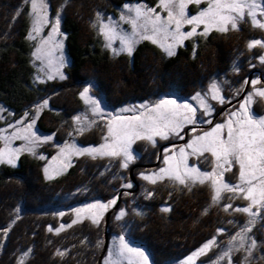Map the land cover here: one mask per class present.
I'll return each mask as SVG.
<instances>
[{
	"label": "trees",
	"instance_id": "trees-1",
	"mask_svg": "<svg viewBox=\"0 0 264 264\" xmlns=\"http://www.w3.org/2000/svg\"><path fill=\"white\" fill-rule=\"evenodd\" d=\"M65 1L68 3L61 26L69 58L66 78L41 84L31 79L27 2L0 0V102L19 113L39 96H46L48 107L35 120L36 126L42 132H51L58 142L72 129L71 117L81 106L80 83L93 82L102 101L111 107L170 93L187 96L214 75L222 76L232 87L247 77V42L253 37L264 39L260 28L240 22L239 30H212L207 36L185 40L173 56L148 40L137 43L131 56H113L103 46L95 27L88 24L93 8L114 13L123 2L142 1L153 6L157 0ZM103 133L102 126H94L77 134L76 141L96 144ZM52 149L42 146L40 151L50 155ZM135 150L139 157L134 166L130 164L132 169L130 165L122 168L118 159L109 162V158L79 156L52 179L44 178L43 159L32 154H21L15 166L0 163V264H18L25 252L28 255L24 264H98L104 233L108 237L118 232L119 225H125L126 236L142 245L154 264H160L183 256L211 237L217 228L225 226L230 215L239 218L231 210L225 212L221 203H212L207 183H197L189 191L171 180L152 184L139 178L137 172L144 169L141 164L153 163L154 147L140 144ZM130 181L134 187L122 186ZM140 189L145 194H139ZM111 197H118L117 205L126 213L114 222V228L110 214L106 225L86 219L69 222V208L74 204ZM231 202L239 201L233 198ZM163 207L171 210L162 212ZM67 222L71 227L58 234L49 231ZM58 250L65 255H58ZM249 264H264V242L258 245Z\"/></svg>",
	"mask_w": 264,
	"mask_h": 264
},
{
	"label": "snow or ice",
	"instance_id": "snow-or-ice-1",
	"mask_svg": "<svg viewBox=\"0 0 264 264\" xmlns=\"http://www.w3.org/2000/svg\"><path fill=\"white\" fill-rule=\"evenodd\" d=\"M30 2L32 30L28 36L29 39H34L33 33L38 35L43 26L48 23V5L46 0H30ZM202 2L207 3L206 8L199 10L196 15L188 13L189 4L200 5ZM124 8L129 15L122 14L120 19L131 25L132 31L130 34L119 33L111 19H109V23L102 21L99 23V31L105 38L106 47L112 48L113 41L119 39V48H112L114 55L126 52L131 56L137 43L141 40H148L160 47L168 56H173L176 54L177 46H183L185 40L195 35L207 36L212 30L219 32L239 30L240 22L246 20H250L254 27L264 29V0H159L157 8L166 12L167 16H162L156 8L149 7L144 3L125 4ZM185 25H191V30L182 31ZM201 25H203V31L198 32L197 29ZM58 34H60L59 19L52 26V32L44 40V44H48ZM257 46L264 48V42L252 40L248 44L249 49ZM55 47L62 48L63 45L57 43ZM41 51V48H37L34 55L39 58ZM261 62L264 63V57H261ZM57 74L60 79L65 78L62 73L58 72ZM51 78L49 76V79ZM245 83H248V81H245ZM260 83L261 81L258 79L251 81L253 92L244 97L237 110L228 114V118L224 123H217L210 131L194 135L187 144L179 147L178 151L164 149L163 163L165 167L154 173H141L142 179L152 184L167 179L188 187L189 191H191L193 185L197 183L203 185L207 182L213 192L211 197L213 204H219L224 198L222 194L225 192L232 194L228 197L229 199L240 197L248 201L244 207H234L230 203L223 205L225 212L231 210L244 213L248 219L240 230L230 237L227 242L228 247L217 257L214 264H219L221 260H227V264H233L232 254L234 251H246L247 255L244 257L242 264H247L248 257L257 248V241L249 233L252 232L257 218L264 217V116L255 115L252 109L254 96L264 98V88L256 87ZM241 91H243V88L237 90V94ZM90 92L91 88L85 87L79 94L80 99L88 106L93 115L103 118L104 114L101 111L100 103ZM208 93L211 94L212 100L220 103L226 102L224 96L221 95V88L216 82L209 85ZM208 93H205L203 97L200 93L192 97L193 100L199 101V108L203 110L205 116H211L213 111L212 106L207 103ZM47 105V100H44L43 104L37 105V114ZM197 111L198 109L190 103H179L176 99L170 98L159 99L152 104H140L124 108L121 112H131L133 114H108L107 135L103 137L104 143L98 147L84 149L76 148L75 145H66L65 148L61 149V154H64L67 149L69 154H87L92 156L93 159L97 156L122 157L121 167L127 168L135 159L132 151V145L135 141L147 140L155 146V137L166 140L171 134L183 139L184 137L180 133L185 125L198 122L212 123L211 120L199 121ZM73 119L76 123L82 125L77 129L80 133L96 123L95 120L89 121L81 116H76ZM34 124L35 119L23 129V131L29 133V136L21 137L19 135L21 130L18 129L12 134L11 138H23L28 140L29 144H34L38 139L32 131ZM0 139L7 141L9 138L5 136L0 137ZM46 139H51V137ZM22 151L35 154L32 147L12 148L10 143H6L5 147L0 149V163L15 166ZM205 154H210L212 157L211 171H204L196 165L189 164L190 156L205 157ZM39 158L44 159L43 156ZM67 166L70 165H65V167ZM235 166H238L239 169L238 182L231 184L225 179V173L231 172ZM44 171L47 179L53 178L48 175L49 169L47 167ZM122 186L131 188L132 184L128 183ZM125 194L127 195V193ZM152 195L151 192L148 193L149 197ZM115 204V199L107 203L97 201L74 211L78 219L83 215H87L93 224L98 225L104 212ZM170 210L169 207L161 208L162 212H169ZM60 215L62 216L64 213H60ZM125 215L126 213L121 210L116 219L120 220ZM76 222L77 220L73 221V223ZM229 223H232V221H229ZM65 227H71V225H61L59 229H55V232L58 234ZM4 231L6 235L7 230ZM49 231H53V229L50 227ZM223 231L224 229H218L217 235L223 233ZM215 245L216 238L213 237L191 256L187 257L183 264H194L196 257L205 255ZM57 254L60 256L65 255L64 252L59 250ZM27 255L28 253L25 252L19 258L18 264H24ZM123 259H127L128 264H149V257L143 250L130 247L125 237L120 236L118 244L113 250H110L104 264H121Z\"/></svg>",
	"mask_w": 264,
	"mask_h": 264
},
{
	"label": "rangeland",
	"instance_id": "rangeland-1",
	"mask_svg": "<svg viewBox=\"0 0 264 264\" xmlns=\"http://www.w3.org/2000/svg\"><path fill=\"white\" fill-rule=\"evenodd\" d=\"M25 1L27 2V5H28V20H29L28 34H29V32L32 30V16L30 15L31 2L30 0H25ZM49 1H51L52 7H50L48 0H46V3L48 5V9H47L48 23L43 26L42 31H40L38 35L36 33H33L34 39H29V36H28V39L31 42L30 59H31L32 67H33L31 79L34 83H41V84L50 82L52 80L58 81V82L63 81L66 78L65 68H67L69 65V58H68V55L66 54L65 46H64V31L61 26L62 12L65 9L68 2L65 0H62L63 3H60L57 0H49ZM158 2L159 0L156 1L155 5L149 6V7L156 8V10L160 12L162 16H167L166 12H163L161 9L157 8ZM138 3H144V2L142 1L123 2L119 7L113 6L115 7L114 13H112L111 11L102 9L101 7H94L92 12H90V18H89L88 24L93 25V26L95 25L94 27L96 31L98 32V34L100 35L103 46L113 56H117L113 54L112 48H119L120 46L119 39L113 41L112 48L106 47L105 38L100 34V31H99V23L101 21L104 23H109V19H111V22L116 25L117 31L119 33L130 34L132 31L131 25L128 23H125L124 21H121L120 17L122 14L129 15V13H127L126 9L124 8L125 4L135 5ZM206 7H207L206 2H202L200 5L192 3V4H189L187 11L190 15H196L199 10L206 8ZM98 14H99V17H98ZM57 19H59V33L60 34L55 35L52 41H50L48 44H44V40H46L49 34L52 32V26L56 23ZM242 22L251 24L250 20H246ZM191 27H192L191 25H185L182 31H190ZM261 30L264 32V29H261ZM197 31L202 32L203 25H201L197 29ZM252 40H261L262 42H264V39L260 37H257V38L253 37L247 42V47H248L249 42ZM57 43H62L63 47L62 48L55 47ZM37 48L42 49L41 53H39V58L36 55H34ZM248 49H247V54H246L247 56H245L244 64L247 66V69H249V71L247 73V77L246 78L244 77L243 79L241 78L237 85H233L231 87L228 83H226L227 81H225V79L222 76L214 75L212 78L209 79L206 85L202 86L198 90H195L194 92L190 93L187 96H177L174 93H170L166 95L155 96L151 99L126 101L120 105L111 107V106H107L102 101L100 95L95 90L93 82L84 81L79 84V92H78V97H79L81 106H79L74 112V114L72 115L71 117L72 129L66 134L65 139L61 142L56 141L54 139V135L51 132H42L41 130H39V128H37L36 126V122L33 125L32 131L35 133L38 139L36 140L34 144H29V141L23 138H20V139L11 138L12 134L16 132L18 129L21 130L19 132V135L21 137L29 136V133L26 131H23V129H25L26 126L29 123H31L33 119L36 120L44 108L48 107L47 105V107L42 108L37 114V105L43 104V101L47 100L46 96H39L31 104L24 107V109L20 111L19 113L13 112L11 109L7 108L4 104L0 102V137L6 136L9 138L7 141L4 139H0V149L4 148L6 143H10L12 148L32 147L34 149L35 154L28 152V151H22L19 154V156L23 153L32 154L37 157L43 156L44 159L42 160L43 162L41 166H42V174L44 178H46L45 171H44L45 167L49 169L48 175L52 177H56L58 175H61L67 170L68 166L65 167V165H70L74 158L79 157V156H86V157L92 158V156L87 155V154L85 155L69 154L67 149L64 154H61V149L65 148L66 145H75L76 148L84 149V148L98 147L99 145L104 143L105 141L103 137L107 135L106 124L109 118L108 116L109 113L113 115L115 114L132 115L133 113L131 112L123 113L121 112V110L124 108L138 106L140 104H152L158 101L159 99H163V98H170V99H176L179 103H185V102L190 103L193 105V107H196L198 109L197 117L199 121H207V120L212 121L211 124L198 122L196 124L185 125V127L180 133V135L184 137L183 139H180L177 136L171 135V134L169 135V138L166 140L161 139L160 137H155V140H156L155 146H153V144L148 142L147 140L135 141V143L132 145V151L135 156L134 161L139 157V153L135 150V145L138 146L140 144H146V145H149V148L154 147L153 163L144 166L143 170H139L137 172L138 177L142 179L141 173L150 174V173L157 172L162 167H165L163 163V158L165 155L164 149L167 148V149H172L174 151H178L179 147L187 144V142L191 140L194 135H200L204 131H210L211 128L217 123H224L228 118V114L231 111L237 110L239 108V104L243 102L244 97L247 96L249 93L253 92V86L251 84L252 80H257V79L260 80L261 83L256 85V87L264 88V63L261 62V57H264V48L257 46L255 48H252L249 50ZM121 53H126V52H121ZM253 57L254 59H252ZM232 66L234 67L236 66V64L234 63L232 64ZM58 72L62 73L65 78L60 79L59 75L57 74ZM49 76H51L52 78L49 79ZM245 81H248V83H245ZM212 82H216L220 86L221 95L224 96L225 101H226L225 103H220L216 100L211 99V94L208 93V89H209V85ZM85 87L91 88L90 94L95 99H97V101L100 103L101 111L104 114L103 118H101V116H98V115H93V113L89 110L88 106L85 105L84 102L80 99L79 94L81 91H83ZM241 88H243V91L237 94V90ZM197 93H200L202 97L205 95V93H208L207 103L210 104L213 108L211 116H205L203 114V110L199 108V101L192 99V97L195 96ZM223 105H225L224 110L221 112L220 111L218 112V110ZM252 109L255 115L264 116V98L254 96V103L252 105ZM76 116L85 117L89 121L91 120L96 121V123L93 124L91 127H89L87 130H89L90 128L94 126L103 127L104 133L102 134V137L98 143L81 144L76 141L77 134H80V132L77 131V129L82 126L74 121L73 118ZM193 129H195V131H193ZM47 137H51V139H46ZM42 146L53 148L52 153L50 155H46L44 152L40 151V149H42ZM54 157L55 159H53ZM97 158H109V162H113V159H118L120 164H121V159H122V157L111 158L107 156L105 157L97 156ZM134 161L132 163H134ZM189 164L196 165L201 170H204V171H211L212 157L210 156V154H205V157L190 156ZM238 171H239L238 166H235L231 172L225 173V179L231 184H236L238 182V179H237ZM128 183H131L133 186L132 181ZM207 184L210 187L209 183ZM138 193L145 194L143 189H140ZM212 194L213 192L211 189V196ZM222 195L224 197L222 201H220L222 207L224 204H229V203L232 204L234 207H244L248 203V201H245L240 197L234 198L235 201H239V202H231L232 199L228 198L232 196L231 193L225 192ZM112 199L114 198L111 197L108 200H100V199L92 198L90 200H85L83 202L74 204L72 207L69 208L71 212V218L69 222H73L74 220L80 221L82 219H86L92 222L91 219L87 217V215H83L80 219H78L74 210L78 208H83L86 205L93 204L97 201L101 203H107L108 201ZM227 199L229 200L227 201ZM121 210L124 211V208L118 207L117 204L110 206L109 209L106 212H104L103 217L100 220V222L101 223L104 222L103 220L105 218V215L109 211V214L112 216V226L114 228V224H115L114 222L117 221L116 216L119 215ZM234 213L236 215H239L238 216L239 218H236L233 215H230L229 217H231L232 220L228 218L225 221V226H223V228L222 227L217 228V230L224 229L223 233L217 235V230H216V233H214L211 237L202 241L200 244H198L196 247H194L192 250H190L183 256L177 259L170 260L168 262L160 263V264H183V262L187 259V257L191 256L194 252L200 249L207 241L215 237L216 245L212 249H210L205 255L198 256L194 259V264H214V262L217 260V257L228 247L227 242L230 239V237L234 235L236 232H238L248 219L247 215L244 213H237V212H234ZM107 221H108V218H107ZM229 221H232V223H229ZM61 225L67 226L68 222L60 223L55 229H59ZM119 226L121 230H119L118 232L111 233L108 237L106 236L107 237L106 243L105 245H103L104 248L101 250L99 258H98L99 263L104 264L105 258L108 257L110 250H113L115 246L118 244L119 237L124 236L126 242L129 244L130 247L139 248L143 250L145 254L149 257V264H154L150 258L148 251L142 245H140L139 243L135 241H132L130 238H128V236H126L125 225L123 226L119 225ZM258 228L260 229V231L257 233ZM55 229L53 228L54 231ZM249 235L257 241V248L261 242H264V217L257 218V221L255 225L253 226V230L251 233H249ZM257 248L253 251V254L257 250ZM253 254L248 257L247 264H249V261L252 259ZM246 255H247L246 251H234L232 254L233 264H242V261L244 260V257ZM121 264H128L127 259L121 260ZM219 264H227V260H221L219 261Z\"/></svg>",
	"mask_w": 264,
	"mask_h": 264
},
{
	"label": "water",
	"instance_id": "water-1",
	"mask_svg": "<svg viewBox=\"0 0 264 264\" xmlns=\"http://www.w3.org/2000/svg\"><path fill=\"white\" fill-rule=\"evenodd\" d=\"M224 108H225V105H223L219 110H218V112L220 111H223L224 110ZM175 142V141H174ZM158 158V157H157ZM156 162V161H155ZM151 164V163H150ZM138 165V164H137ZM141 165H148V164H141ZM134 166V165H133ZM131 169H132V167H131ZM131 169H130V171H131ZM130 178H131V180L132 181H134V178H133V175L131 174V172H130ZM120 192V191H119ZM119 195V194H118ZM118 203V197H117V200H116V204ZM108 214H109V211L106 213V215H105V218H104V224L106 225V223H107V218H108ZM106 234L104 233V244L103 245H105V243H106ZM104 248V247H103ZM102 248V249H103ZM98 264H100L99 263V261H98Z\"/></svg>",
	"mask_w": 264,
	"mask_h": 264
}]
</instances>
